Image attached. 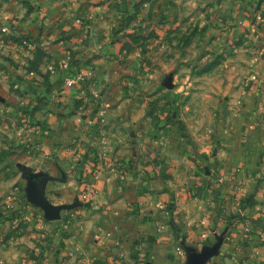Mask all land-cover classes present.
Segmentation results:
<instances>
[{
    "label": "rangeland",
    "instance_id": "1",
    "mask_svg": "<svg viewBox=\"0 0 264 264\" xmlns=\"http://www.w3.org/2000/svg\"><path fill=\"white\" fill-rule=\"evenodd\" d=\"M42 1L0 0V13L27 3L42 22L16 34L0 14V264L41 263L45 214L30 187L62 207L48 223L85 210L98 184L118 195L153 176L183 177L220 209L223 161L211 145L249 128L240 112L259 89L256 0H76L51 21ZM83 69L90 79L67 86L64 75Z\"/></svg>",
    "mask_w": 264,
    "mask_h": 264
},
{
    "label": "crops",
    "instance_id": "2",
    "mask_svg": "<svg viewBox=\"0 0 264 264\" xmlns=\"http://www.w3.org/2000/svg\"><path fill=\"white\" fill-rule=\"evenodd\" d=\"M47 3L52 5L50 21L61 5L68 13L78 4L76 0ZM23 4L11 17L5 11L0 14L10 17V23L5 22L16 34L36 33L42 22L33 18L41 10L35 7L32 12ZM255 6L260 50L253 77L259 89L253 90L255 107L240 112L250 129L243 139H220L219 144L213 139L211 145L218 146L215 156L223 161L218 175L225 194L220 209L203 204L194 187L180 181L183 177L180 184L157 176L144 185L123 182L118 195L112 186L98 184L79 214L54 223L42 216L37 219L36 227L47 231L39 232L44 248L41 263L35 264H264V0H256ZM249 16L243 13V19ZM183 171L178 168L179 174Z\"/></svg>",
    "mask_w": 264,
    "mask_h": 264
},
{
    "label": "water",
    "instance_id": "3",
    "mask_svg": "<svg viewBox=\"0 0 264 264\" xmlns=\"http://www.w3.org/2000/svg\"><path fill=\"white\" fill-rule=\"evenodd\" d=\"M38 60L39 58L37 55L35 61L31 64V67L29 68L30 72L37 70ZM29 196H30L32 203L44 212L45 218L59 219V212L62 209L61 206H53L50 203L44 201L43 199L39 197V195L31 187L29 188Z\"/></svg>",
    "mask_w": 264,
    "mask_h": 264
},
{
    "label": "built area",
    "instance_id": "4",
    "mask_svg": "<svg viewBox=\"0 0 264 264\" xmlns=\"http://www.w3.org/2000/svg\"><path fill=\"white\" fill-rule=\"evenodd\" d=\"M6 30V29H5ZM68 69V63H61L60 65V71H62L63 73H65L64 71ZM91 77V72L87 69H83L81 70V73H79L78 77L77 78H72L70 76L66 77L64 75V80H65V83L67 86H71L72 84H76V83H80V82H84V81H87L89 80ZM254 79H256V77H253ZM159 207H162L161 205ZM119 246V242L116 241L115 242V247H118Z\"/></svg>",
    "mask_w": 264,
    "mask_h": 264
}]
</instances>
